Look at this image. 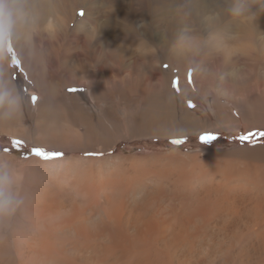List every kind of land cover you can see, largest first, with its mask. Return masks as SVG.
Instances as JSON below:
<instances>
[{
  "label": "bare ground",
  "instance_id": "6f19581e",
  "mask_svg": "<svg viewBox=\"0 0 264 264\" xmlns=\"http://www.w3.org/2000/svg\"><path fill=\"white\" fill-rule=\"evenodd\" d=\"M70 6L62 1L40 0L30 11L19 15L33 24L31 28L52 15L48 23L52 22L53 33L42 35L41 39L47 48H42V42L36 50L46 59L43 50L51 55L50 48L58 45V39L63 41L59 31L69 30L73 25L75 18L69 13ZM102 24L94 22L87 26L89 30L84 35L72 39V43L76 41V49L83 45L87 50L96 36V26L101 34L112 29L102 35L105 38L91 52L90 61L85 62L79 51L56 54L54 62L59 64L62 60L65 72L69 73V68L77 70L76 81L85 75L90 77L93 66L97 68L103 59L119 63L130 55H134V60L139 56L141 61L152 63L157 70L161 69L162 61L182 70L205 44L189 39L171 51L170 35L159 34L158 44L168 53L159 60L157 52H144L142 47H136V39L141 38L137 30L131 33L117 19L115 23L103 24L109 25L108 28ZM10 25L14 34L13 52L26 66L29 42L37 47L40 38H36L30 26L17 25L13 19ZM79 38L83 39L77 41ZM110 40L114 49L107 46ZM260 49L264 56V41L250 38L241 51L244 56H252ZM208 51L219 52L223 62L234 55L217 43ZM9 56L4 51L7 66H12ZM28 75L35 79L31 69ZM161 77L164 76L159 73L155 78ZM152 81L154 77L148 78L146 84L151 85ZM5 100L3 110H16L12 111L13 116H22L20 105L24 104L19 105L18 101L14 108L12 99ZM88 102L89 107H100L98 101ZM132 104L136 111L145 107L141 114L143 121L134 126L146 128L140 131L134 128L117 134L118 137L113 130L75 127L65 119L35 121L30 136L31 131L22 127L9 131L10 123L0 125L2 133L6 131L58 152L107 156L96 159L74 155L45 162L38 157L19 160L0 155L3 191L21 202L13 215L0 218V264H264L262 147L211 150L204 154L173 152L127 157L114 153L118 143L135 141L141 136H174L207 128L215 132L228 130L240 121L238 115L227 113L230 121L221 127L217 123L201 127L199 119L202 118L203 124L206 117L198 119L178 98L141 96ZM175 128H179L178 132Z\"/></svg>",
  "mask_w": 264,
  "mask_h": 264
},
{
  "label": "rangeland",
  "instance_id": "374dc122",
  "mask_svg": "<svg viewBox=\"0 0 264 264\" xmlns=\"http://www.w3.org/2000/svg\"><path fill=\"white\" fill-rule=\"evenodd\" d=\"M56 1L71 5L69 13L75 19L69 30L59 31L63 41L58 39V45L50 48L54 54L49 55L50 51L43 50L47 59L36 50L42 42L44 45L42 48H47L46 43L41 39L42 35L47 37L53 33L52 22L48 23L52 19L51 14L41 23L37 22L39 25L34 28H31L33 24H30L27 18L19 15L13 17L17 25L30 26L29 29H32L36 38H40L37 47L34 42H29V54H25L28 58L26 66L18 61L20 57L13 52L14 34L10 30L11 25H6L0 30V33H3L0 41V125L10 123V128L7 130L22 127L27 132L31 131L30 136L33 134L30 129L34 127L35 121L50 122L54 119H65L75 127L82 125L81 127L92 129L113 130L116 134L114 136L118 137L117 134L127 133L134 128L136 131L146 128L134 126L136 122L143 121L141 114L145 107L136 111L132 104L133 100L141 96L148 98L161 96L178 98L179 102L198 119L200 116H205L206 123L202 124V118L199 119L201 127L215 123L221 127L225 122L230 121L228 117L230 114L238 115L240 121L233 123L228 130L219 129L217 132L207 128L182 135H146L134 138L135 141L124 140L116 146L115 155L129 157L173 152L204 154L211 150L233 151L256 146L264 149V56L261 49L252 56H244L241 51L250 38L264 41L262 0ZM39 2L40 0H21L25 12L30 11ZM143 3H146L145 6ZM237 3L242 4L246 10L240 16H233L230 9ZM103 19L105 23L111 24L117 19L131 33L137 30L141 38L136 39V47H142L144 52H157L156 58L159 60H163V54H168L158 44L159 34L170 35L171 51L172 47L184 45L189 39H198L205 44L199 48L196 57L188 61L190 63L188 67L184 65L186 68L182 70L173 69L165 61H162L161 69L157 70L151 66L152 63L141 61L139 56L134 57L136 59L134 60V55H130L127 57L128 60L124 59L119 63L103 59L100 64L98 63L97 68V65L93 66L90 77L85 75L78 78L80 81H76L74 79L78 74L77 70L69 68V73L65 72L62 60L59 64L54 62L56 56L64 53L71 55L73 51H79L83 53L82 58L85 62L90 61L91 52L102 43L100 40L105 38L102 35L107 31L111 32L112 29L102 31L101 34L96 26V36L90 40L91 49L86 50L83 45L76 49L74 45L76 41L72 43V39L84 35L83 33L89 30L87 26L93 25L94 22L105 24ZM122 19L128 20L129 23L123 22ZM103 24L101 25L103 28L109 27ZM109 32L107 34L110 36ZM82 39L79 38L77 41ZM233 40L237 42L234 44ZM111 41L107 42V46L114 49ZM46 42L48 43L49 40ZM214 43L219 44L222 50L233 51L232 59L223 62L219 52L209 53L208 50ZM4 51L10 54L9 60L12 66L9 64L7 66ZM32 63L36 64L32 65ZM30 69L34 72L35 79L29 77ZM185 70L186 73L183 74L182 71ZM189 71L192 73L191 82L188 77ZM159 73L164 76L161 80L155 78ZM150 77H154V81L148 85L146 80ZM69 89H78V91H69ZM33 95L37 97L35 104L32 102ZM6 98L12 99L11 105L14 108L18 101L19 105L24 104L20 105L22 116L18 118L13 116L12 111L16 110H3V104H7ZM90 99L98 101L100 107H89ZM189 102L194 107H190ZM178 129L175 128V132H178ZM209 132L217 134V139L210 143L202 142L200 137ZM242 137L246 139H241ZM14 140L23 141V144L16 147L13 145ZM177 140L182 142L173 143ZM33 147L56 151L27 139L16 138L6 131L0 132V155H8L19 160L29 159L35 157L31 153ZM62 153L63 156L57 160L74 155L82 158L93 156L96 159L107 157L100 154L87 155L82 151L78 154Z\"/></svg>",
  "mask_w": 264,
  "mask_h": 264
},
{
  "label": "clouds",
  "instance_id": "9594fccd",
  "mask_svg": "<svg viewBox=\"0 0 264 264\" xmlns=\"http://www.w3.org/2000/svg\"><path fill=\"white\" fill-rule=\"evenodd\" d=\"M245 10L242 4L237 3L230 9V12L233 16H240ZM23 12L21 0H0V30H3L6 25H10L13 17L23 15ZM4 182V177L0 176V218L13 215L21 203L14 199L11 193L3 191Z\"/></svg>",
  "mask_w": 264,
  "mask_h": 264
},
{
  "label": "snow or ice",
  "instance_id": "6c2138e0",
  "mask_svg": "<svg viewBox=\"0 0 264 264\" xmlns=\"http://www.w3.org/2000/svg\"><path fill=\"white\" fill-rule=\"evenodd\" d=\"M83 14V13H81ZM18 63V62H17ZM191 71L188 72V77H189V82H191ZM69 91H78V89H69ZM37 101V97L35 95L32 96V102L33 104H35ZM189 106L190 107H194V105L191 104V102H189ZM201 141L204 143H210L212 141H214L215 139H217V134L215 133H205L203 134L201 137ZM241 139H246V137H242ZM182 141H173V143H181ZM23 144V141L20 140H14L13 141V145L16 147H19ZM7 151V150H5ZM31 153L32 155H34L35 157H38L40 159L43 160H52V159H58L61 158L63 156L62 152H58V151H47L44 148L41 147H33L31 149Z\"/></svg>",
  "mask_w": 264,
  "mask_h": 264
}]
</instances>
